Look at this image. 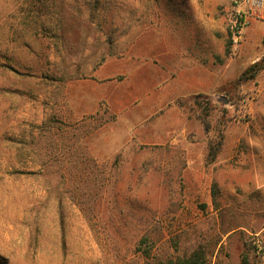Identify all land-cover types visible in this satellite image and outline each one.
<instances>
[{
    "label": "rangeland",
    "instance_id": "obj_1",
    "mask_svg": "<svg viewBox=\"0 0 264 264\" xmlns=\"http://www.w3.org/2000/svg\"><path fill=\"white\" fill-rule=\"evenodd\" d=\"M230 3L0 0V264H264V70L175 90Z\"/></svg>",
    "mask_w": 264,
    "mask_h": 264
},
{
    "label": "crops",
    "instance_id": "obj_2",
    "mask_svg": "<svg viewBox=\"0 0 264 264\" xmlns=\"http://www.w3.org/2000/svg\"><path fill=\"white\" fill-rule=\"evenodd\" d=\"M182 3V1H179ZM176 1V4L179 3ZM186 2V1H184ZM191 24H184L185 27L200 28L210 25L212 21V14H191ZM183 21H179L181 23ZM184 22V23H187ZM177 23V22H176ZM244 37L242 41L244 57L250 59L248 65L253 64L252 59L255 54H252V48L256 47L264 36V10L262 16L258 20H253L248 27L244 29ZM196 48L193 50L187 46L185 55L176 64L181 75H176V93L177 95L189 94H202L213 93L223 88L226 81H232L240 74L241 65L238 60L227 59L225 55L224 42L216 34L211 33L209 36L194 39ZM192 45H190L191 47ZM242 53V49H241ZM251 53V54H250ZM242 60V59H241ZM247 68V67H246ZM245 68V69H246ZM182 69V70H180ZM185 74V80L183 75ZM255 189H261L264 186V176L256 175Z\"/></svg>",
    "mask_w": 264,
    "mask_h": 264
},
{
    "label": "built area",
    "instance_id": "obj_3",
    "mask_svg": "<svg viewBox=\"0 0 264 264\" xmlns=\"http://www.w3.org/2000/svg\"><path fill=\"white\" fill-rule=\"evenodd\" d=\"M263 10L264 0H231L226 14L231 46L235 48L240 44L244 29L253 20L260 19Z\"/></svg>",
    "mask_w": 264,
    "mask_h": 264
},
{
    "label": "trees",
    "instance_id": "obj_4",
    "mask_svg": "<svg viewBox=\"0 0 264 264\" xmlns=\"http://www.w3.org/2000/svg\"><path fill=\"white\" fill-rule=\"evenodd\" d=\"M229 45L230 43H227L226 47V54L229 53ZM264 70V56L254 62L253 64L249 65L246 69H244L239 77L233 82V85H238L250 80H253L257 77V75ZM215 151H210L208 156L210 157L211 160L215 158ZM158 264H202L201 256L197 254H193L187 258H182V259H177V260H167V261H162Z\"/></svg>",
    "mask_w": 264,
    "mask_h": 264
},
{
    "label": "water",
    "instance_id": "obj_5",
    "mask_svg": "<svg viewBox=\"0 0 264 264\" xmlns=\"http://www.w3.org/2000/svg\"><path fill=\"white\" fill-rule=\"evenodd\" d=\"M224 103H226V100H223Z\"/></svg>",
    "mask_w": 264,
    "mask_h": 264
}]
</instances>
